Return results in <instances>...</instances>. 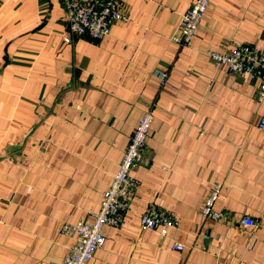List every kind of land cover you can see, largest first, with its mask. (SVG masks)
<instances>
[{
	"label": "crops",
	"instance_id": "0c3cea01",
	"mask_svg": "<svg viewBox=\"0 0 264 264\" xmlns=\"http://www.w3.org/2000/svg\"><path fill=\"white\" fill-rule=\"evenodd\" d=\"M191 2L121 0L127 19L94 40L68 33L63 0H0V264H61L75 241L64 224L93 220L149 109L152 157L132 171L124 224L103 227L87 264H264V101L256 80L206 53L264 51V0H211L179 46L171 37ZM216 182L217 220L202 213ZM149 208L178 226L142 229Z\"/></svg>",
	"mask_w": 264,
	"mask_h": 264
},
{
	"label": "built area",
	"instance_id": "2783aa9c",
	"mask_svg": "<svg viewBox=\"0 0 264 264\" xmlns=\"http://www.w3.org/2000/svg\"><path fill=\"white\" fill-rule=\"evenodd\" d=\"M211 0H192L182 13L176 33L171 37L179 46H188L196 36L198 28L207 12ZM69 34L88 35L94 40H102L110 34L111 26L116 20L127 19L121 9V0H63ZM216 68L227 67L231 72L242 74L258 82L257 100L264 101V51L253 44L235 42L223 50L207 49ZM161 86L166 84L167 70L155 71ZM153 110H147L133 130L125 149L119 170L113 177L110 187L104 192L101 208L92 214L93 220H80L75 224H64L62 232L74 236L75 241L69 247L61 264H87L97 250L103 247L106 238L103 227L111 225L121 227L125 214L130 208L139 179L132 171L139 165L148 164L152 150L147 144L152 121ZM258 128L264 129V115L258 122ZM222 183L216 182L204 201L202 213L206 218L223 219L226 212L215 208L220 196ZM243 226L255 224L249 216L241 217ZM178 219L167 210L159 208L147 209L141 217V228L158 230L160 235H169L170 228L178 226ZM186 245L174 242V250L183 251Z\"/></svg>",
	"mask_w": 264,
	"mask_h": 264
}]
</instances>
